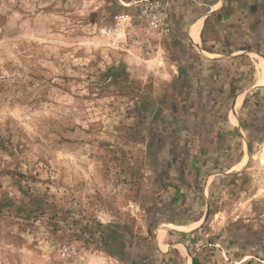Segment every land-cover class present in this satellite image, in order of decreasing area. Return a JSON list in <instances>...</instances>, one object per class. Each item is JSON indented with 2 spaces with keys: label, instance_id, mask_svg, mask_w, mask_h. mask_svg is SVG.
<instances>
[{
  "label": "rangeland",
  "instance_id": "1",
  "mask_svg": "<svg viewBox=\"0 0 264 264\" xmlns=\"http://www.w3.org/2000/svg\"><path fill=\"white\" fill-rule=\"evenodd\" d=\"M141 1L0 0V264H264V89L247 168L178 227L205 211L190 140L223 130L179 124L194 99ZM245 4L264 57V0Z\"/></svg>",
  "mask_w": 264,
  "mask_h": 264
},
{
  "label": "crops",
  "instance_id": "2",
  "mask_svg": "<svg viewBox=\"0 0 264 264\" xmlns=\"http://www.w3.org/2000/svg\"><path fill=\"white\" fill-rule=\"evenodd\" d=\"M245 1L165 0L167 17L165 30L161 32L168 38L171 49L156 44L157 41L151 43L155 45L153 59L164 55L162 61L171 68L167 70L169 76L181 77L184 93L189 92L194 99L193 102L181 99L188 115L184 121L179 118V124L210 127L219 121L223 130L221 135L213 129L212 135L198 134L190 140L192 151L199 154L192 156L191 161L197 160L201 166L190 165L197 173L206 174L199 185L205 211L201 217L177 225L180 228L197 227L198 222H205L224 177H232L230 182H236L234 178L242 174L249 162L250 140L243 133L242 113L248 98L264 89V83L259 81L264 70L259 72L258 67L264 57L256 46L258 40L253 38L255 29ZM170 50L173 53L168 56Z\"/></svg>",
  "mask_w": 264,
  "mask_h": 264
},
{
  "label": "built area",
  "instance_id": "3",
  "mask_svg": "<svg viewBox=\"0 0 264 264\" xmlns=\"http://www.w3.org/2000/svg\"><path fill=\"white\" fill-rule=\"evenodd\" d=\"M165 0H142L139 7V15L143 17L148 26L156 31H164L166 25ZM129 17V14L121 15L120 18Z\"/></svg>",
  "mask_w": 264,
  "mask_h": 264
},
{
  "label": "bare ground",
  "instance_id": "4",
  "mask_svg": "<svg viewBox=\"0 0 264 264\" xmlns=\"http://www.w3.org/2000/svg\"><path fill=\"white\" fill-rule=\"evenodd\" d=\"M193 29H194V32H195V30L197 29V26H195ZM259 81H260V83H264V72H263V76H261V78L259 79ZM234 114H233V116H235ZM262 159H263V162H264V153L262 154ZM163 231H164L163 228H160V230H159V236H160V238L163 236ZM188 264H191V262L189 261Z\"/></svg>",
  "mask_w": 264,
  "mask_h": 264
},
{
  "label": "trees",
  "instance_id": "5",
  "mask_svg": "<svg viewBox=\"0 0 264 264\" xmlns=\"http://www.w3.org/2000/svg\"><path fill=\"white\" fill-rule=\"evenodd\" d=\"M194 264H197V260L196 259H194Z\"/></svg>",
  "mask_w": 264,
  "mask_h": 264
}]
</instances>
